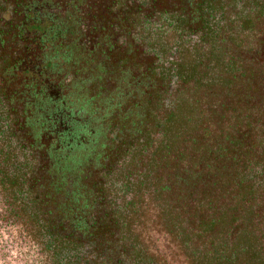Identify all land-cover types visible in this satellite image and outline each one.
<instances>
[{"label":"trees","instance_id":"obj_1","mask_svg":"<svg viewBox=\"0 0 264 264\" xmlns=\"http://www.w3.org/2000/svg\"><path fill=\"white\" fill-rule=\"evenodd\" d=\"M70 1L73 9L45 25L53 41L63 16L93 20L108 4ZM113 1L122 23L110 43L146 63L163 94L159 108L175 96L168 129L176 151H152L148 135L131 163H158L156 184L117 183L87 204L68 183L46 200L27 132L7 107L5 82L28 73L27 57L17 39L0 36V223L22 231L43 264H264V0ZM36 115L29 123L38 138ZM84 133L81 147L94 146L96 133L88 125ZM76 148L59 151L52 169ZM70 201L81 216H71Z\"/></svg>","mask_w":264,"mask_h":264},{"label":"rangeland","instance_id":"obj_2","mask_svg":"<svg viewBox=\"0 0 264 264\" xmlns=\"http://www.w3.org/2000/svg\"><path fill=\"white\" fill-rule=\"evenodd\" d=\"M107 3L104 14L96 10L93 20L85 15H79L76 20L63 16L51 45L53 50L42 61L38 77L13 74L5 82L8 111L18 117V127L27 132L29 143H24L31 152L36 151V139H32L33 124L25 121V113L38 108L41 100L37 88H43L47 82L60 89L68 106L82 119L87 118L88 129L96 133L94 146L85 141L67 165L52 169L46 176L40 173L39 188L48 201L63 196L68 183L74 185L73 196H86L87 204H91L92 196H106L117 183L142 180L156 184L154 171L158 170V163L146 159L134 166L131 163L139 142L152 136V151L156 149L158 153L164 148L176 151L179 144L177 135L168 129L175 96L167 99L168 109L159 108L157 103L163 94L146 63L132 51L114 49L109 38L114 25L121 26L120 16L116 14L117 5L119 8L121 5L113 0ZM88 38L94 40L92 46L84 45ZM35 118L38 121V115ZM40 122H44L42 117ZM106 133L111 134L108 139ZM24 136L21 132L20 139ZM149 151L150 148L146 154ZM183 172L187 171L183 169ZM1 207L0 201V210ZM67 207L72 210L71 216H81L80 209L71 201ZM0 264H43V261L22 231L0 223Z\"/></svg>","mask_w":264,"mask_h":264},{"label":"flooded vegetation","instance_id":"obj_3","mask_svg":"<svg viewBox=\"0 0 264 264\" xmlns=\"http://www.w3.org/2000/svg\"><path fill=\"white\" fill-rule=\"evenodd\" d=\"M74 5L75 2L70 0H2L0 36L4 35L5 40L11 37L17 39L20 52L27 57L23 65L28 63V67L23 70L34 76L41 71L42 61L53 50L54 36L50 34V27L45 26L53 18L49 16L65 15ZM36 93L42 99L43 106L27 111L25 121L29 124L36 114L43 116V124L35 128L40 132L38 138L32 131V139H38L34 145L36 151L32 153L37 160L39 175L42 172L46 176L54 167L59 151L67 148L65 154L68 155L69 149L81 147L88 121L68 106L56 85L47 82L43 88H37ZM26 143H29L28 138Z\"/></svg>","mask_w":264,"mask_h":264}]
</instances>
